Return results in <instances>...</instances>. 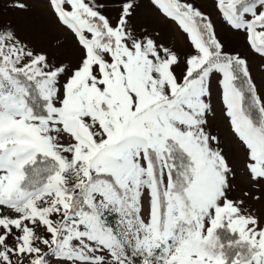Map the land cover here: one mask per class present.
<instances>
[{"label":"snow or ice","instance_id":"1","mask_svg":"<svg viewBox=\"0 0 264 264\" xmlns=\"http://www.w3.org/2000/svg\"><path fill=\"white\" fill-rule=\"evenodd\" d=\"M0 264H264V0H0Z\"/></svg>","mask_w":264,"mask_h":264},{"label":"rangeland","instance_id":"2","mask_svg":"<svg viewBox=\"0 0 264 264\" xmlns=\"http://www.w3.org/2000/svg\"><path fill=\"white\" fill-rule=\"evenodd\" d=\"M45 21V15L37 3L32 12L29 13H4L0 22L11 23L17 31L26 38H39L41 24Z\"/></svg>","mask_w":264,"mask_h":264}]
</instances>
